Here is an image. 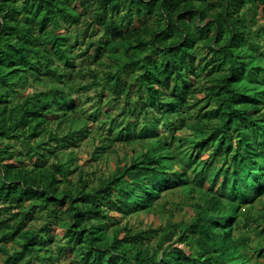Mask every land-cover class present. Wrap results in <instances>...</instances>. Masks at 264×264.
<instances>
[{
    "label": "trees",
    "instance_id": "16d2710c",
    "mask_svg": "<svg viewBox=\"0 0 264 264\" xmlns=\"http://www.w3.org/2000/svg\"><path fill=\"white\" fill-rule=\"evenodd\" d=\"M258 16L264 0H0L4 264L62 255L65 264H264V213L251 211L264 197ZM82 21V40L72 42L69 26ZM104 55L109 67L91 117L74 84L87 73L98 83L79 61ZM30 80L46 89L23 94ZM90 121L96 153L120 141L142 148L110 175L73 180L77 165L64 147L89 133ZM186 125L193 134L177 138ZM181 188L200 198L187 221L171 223L189 251L148 245L163 223H122Z\"/></svg>",
    "mask_w": 264,
    "mask_h": 264
},
{
    "label": "rangeland",
    "instance_id": "374dc122",
    "mask_svg": "<svg viewBox=\"0 0 264 264\" xmlns=\"http://www.w3.org/2000/svg\"><path fill=\"white\" fill-rule=\"evenodd\" d=\"M95 4V2H94ZM94 8L89 7L84 10V12L87 14L85 18L87 17V20L91 18V15L93 13ZM263 17L258 16L257 22L255 23L256 26H259L263 24ZM85 21H82L79 24H71L69 26V30L71 32L72 38L71 41L75 42L76 40H82V36L78 34V31L83 30L85 27ZM92 27L89 28L88 35L90 32H92ZM79 41V42H80ZM82 47L84 44L81 45ZM79 48V46H78ZM107 54V52L105 53ZM109 60L105 55L104 56H97L93 58H88L86 61H79L81 62V65L83 66L84 70H95L98 74V83H91L93 80V73H87L85 75L79 76L75 80V90L79 91L80 94H82V100H84V104L82 105L83 111L86 109L89 114H91V117H96L98 115L97 107L98 104V95L97 92L101 88L102 85V78L104 77V69L108 68ZM33 80H30L26 83L25 87L22 88L23 94L28 95L32 94L34 92H37L39 90L46 89V82H32ZM113 93V92H111ZM104 111L100 113V115H103ZM113 122V128L115 129L117 126V123ZM118 123H121L119 121ZM89 133L86 131H81V134L79 136V139L76 143L70 144L67 147H64V153L65 155L72 153L73 155V162H76L74 167V170L68 171L73 178V180H77L80 175H89L90 178L95 179L99 175H110L114 170H116L121 162L125 159L126 156L133 157L137 152L140 151L142 147L138 146L137 144L129 145V142H122L120 141L119 144L115 145L114 148L107 147L104 149L101 153H96V148L99 145V141L97 138H92L94 134L97 133V122L90 121L88 125ZM63 134L67 132L69 129V123L65 122L60 127ZM86 129V128H84ZM192 128L190 125L183 126L182 128H179L175 131V135L178 136L177 138H184L187 136H191ZM182 137V138H181ZM128 143V144H127ZM183 148L186 147V144L181 145ZM136 148L137 150L134 151ZM67 157H64V160H66ZM126 162V160H124ZM123 162V163H124ZM74 165V166H75ZM92 173H95L92 174ZM165 203L163 204V202ZM200 198L194 193L193 195L190 194L186 189H178L168 192L166 195L161 197L159 201L155 204V209L152 212H149L147 210H143L142 212H133L128 215H123L121 217L122 223L127 222L129 226H132L135 230H142L147 229L152 226H157L160 223H163L166 227V230L158 235H155L148 241V245L154 248L159 242L163 241V246L168 245L170 243H174L176 246L184 247L187 251H189L187 246H184L183 242H179L177 240L178 234H171L170 231L172 230L171 223H176L178 221L184 220L187 221V219L190 217L191 209L194 207V204L199 202ZM264 197L262 199L257 200L255 203V207L251 210L256 213H264ZM169 221L166 222L165 221ZM42 221V220H40ZM30 223H35V220H31ZM41 224V223H39ZM169 232V233H166ZM254 236V234H253ZM254 238V237H253ZM1 243V241H0ZM13 242L10 240L8 244H12ZM17 244V243H16ZM19 246V244H18ZM162 248H160L161 250ZM6 254L0 250V264H4ZM67 256H60L59 258H48L50 261H48L45 264H65Z\"/></svg>",
    "mask_w": 264,
    "mask_h": 264
}]
</instances>
